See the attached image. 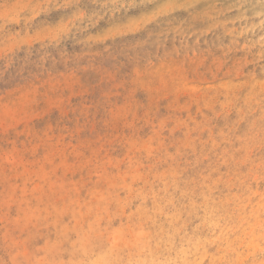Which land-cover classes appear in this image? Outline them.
<instances>
[{"label":"rangeland","instance_id":"374dc122","mask_svg":"<svg viewBox=\"0 0 264 264\" xmlns=\"http://www.w3.org/2000/svg\"><path fill=\"white\" fill-rule=\"evenodd\" d=\"M0 264H264V0H0Z\"/></svg>","mask_w":264,"mask_h":264}]
</instances>
